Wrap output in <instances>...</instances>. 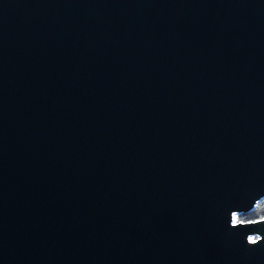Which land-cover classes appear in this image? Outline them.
Segmentation results:
<instances>
[{
    "label": "water",
    "instance_id": "water-1",
    "mask_svg": "<svg viewBox=\"0 0 264 264\" xmlns=\"http://www.w3.org/2000/svg\"><path fill=\"white\" fill-rule=\"evenodd\" d=\"M264 0H0V264H264Z\"/></svg>",
    "mask_w": 264,
    "mask_h": 264
},
{
    "label": "clouds",
    "instance_id": "clouds-1",
    "mask_svg": "<svg viewBox=\"0 0 264 264\" xmlns=\"http://www.w3.org/2000/svg\"><path fill=\"white\" fill-rule=\"evenodd\" d=\"M261 225H264V195L255 198L249 208H234L230 212V227L232 229L257 228ZM246 244L253 248L264 244V232H249L246 235Z\"/></svg>",
    "mask_w": 264,
    "mask_h": 264
}]
</instances>
